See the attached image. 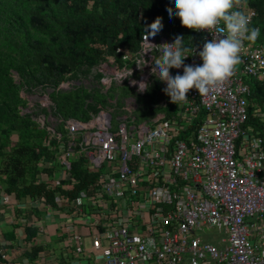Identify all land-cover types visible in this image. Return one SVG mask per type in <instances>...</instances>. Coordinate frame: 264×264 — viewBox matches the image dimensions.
I'll list each match as a JSON object with an SVG mask.
<instances>
[{
    "label": "built area",
    "instance_id": "1",
    "mask_svg": "<svg viewBox=\"0 0 264 264\" xmlns=\"http://www.w3.org/2000/svg\"><path fill=\"white\" fill-rule=\"evenodd\" d=\"M239 10L250 17L249 29L260 32L248 0H242ZM194 33L197 42L189 47L184 65H202L198 53L212 39L207 31ZM177 35L160 31L149 39L162 45L174 43ZM148 50L142 36L136 54L118 47L117 56L109 55L92 69L82 84L96 88L110 105H98L88 120L53 116L47 94L40 96L42 87L33 90L37 103L27 98L21 113H32L46 129L43 145L50 149L37 182L52 187L70 182L64 189H71L77 182L71 159L79 155L87 158L90 173L99 174L88 191L74 198L58 195L56 207L40 201L38 208L44 207L48 220L56 213L66 216L73 257L82 258L70 264H264V135L245 128L252 96L249 81L264 80V44L243 42L241 63L219 91L199 95L192 89L175 112H153L150 124L135 123L137 97L146 91H138L132 81L150 86L152 57L160 55L158 48L151 49L145 64L142 54ZM170 74L182 75L183 67L170 69ZM75 84L65 80L60 88ZM122 87L131 92L120 91ZM157 93L166 104L164 91ZM200 113L203 119L194 124ZM257 116L264 124L263 109ZM212 229L226 235L218 245L204 240ZM3 252L0 259L7 257ZM68 258L64 253L58 260L54 250L42 249L35 264H62Z\"/></svg>",
    "mask_w": 264,
    "mask_h": 264
},
{
    "label": "trees",
    "instance_id": "2",
    "mask_svg": "<svg viewBox=\"0 0 264 264\" xmlns=\"http://www.w3.org/2000/svg\"><path fill=\"white\" fill-rule=\"evenodd\" d=\"M248 1L257 12L260 32L256 41L264 44V0ZM170 7L175 10L174 0H0V184L5 186L7 195L56 207L58 195L74 198L80 191H88L99 174L89 172L88 160L82 155L71 159V173L77 181L71 189L63 188L70 182L54 187L37 182L41 161L50 155V149L43 145L47 131L32 113L22 114L21 107L28 105V96L39 87L52 103V115L64 120H88L90 113L98 111V105L109 106L103 94L96 88L87 89L79 79L87 78L109 55L117 56L118 47L136 54L144 28L157 17H162L166 35L177 33L184 37L185 47L197 42L195 33L182 27L175 14L169 18ZM65 80L76 84L69 89L60 88ZM249 83L252 96L245 128L263 136L264 124L257 112L259 108L264 110V80ZM165 88L158 82L153 98L140 103L139 98L145 97L147 90L138 95L137 104L147 109L156 106L157 112L167 115L175 112L178 104L172 103L165 92L167 103L159 104L157 92ZM120 91L131 92L128 87ZM203 116L200 113L194 124L200 123ZM60 130L64 131V127L60 126ZM56 144L53 141V146ZM35 213L39 218L47 212L43 207ZM26 232L31 242L39 233L37 227L31 226Z\"/></svg>",
    "mask_w": 264,
    "mask_h": 264
},
{
    "label": "clouds",
    "instance_id": "3",
    "mask_svg": "<svg viewBox=\"0 0 264 264\" xmlns=\"http://www.w3.org/2000/svg\"><path fill=\"white\" fill-rule=\"evenodd\" d=\"M174 4L175 10L167 8L169 18L175 14L182 27L194 32L207 31L212 36L210 41L204 42L202 51L198 53L202 65H184L191 49L184 46L182 35H177L174 43L154 45L149 38H154L162 31V17H157L144 28L143 44L149 50L143 52L142 59L146 64L145 54L151 49H159V57H152L151 74L167 85L164 92L171 102L180 104L188 101L187 94L192 89L199 95L219 91L235 75L241 63L243 42H254L259 36V29H249L250 17L239 10L242 0H174ZM181 67L182 75L170 74V69ZM132 84H138L140 92L149 88L143 81H132Z\"/></svg>",
    "mask_w": 264,
    "mask_h": 264
},
{
    "label": "crops",
    "instance_id": "4",
    "mask_svg": "<svg viewBox=\"0 0 264 264\" xmlns=\"http://www.w3.org/2000/svg\"><path fill=\"white\" fill-rule=\"evenodd\" d=\"M138 108L143 107L139 105ZM153 112L151 111V113ZM36 179L38 180V177ZM5 193V186L0 184V252L1 250L4 251L3 253L7 256L6 259H0V264L17 263V261L21 264H35L38 251L42 249L54 250L55 248L56 250L54 252L58 260L62 259L64 253L69 257L62 264H70L76 261L82 262V258L73 257L72 249H70L68 233L65 231V225L67 223L65 222L66 216L56 213L53 219L48 220L46 214H44L39 219L36 213L28 208V204L31 203L29 202V198L21 201L15 199L12 194V200L9 202L10 199H8V202H6V196L9 195ZM60 225L62 226L61 228ZM29 226L37 227L39 231L35 240L32 242L28 240L26 235L27 227ZM10 235L12 237H9ZM204 240L218 243V240L213 241L214 239L210 232L205 236ZM57 262L56 260L54 264H57ZM47 264L52 263L48 262Z\"/></svg>",
    "mask_w": 264,
    "mask_h": 264
},
{
    "label": "rangeland",
    "instance_id": "5",
    "mask_svg": "<svg viewBox=\"0 0 264 264\" xmlns=\"http://www.w3.org/2000/svg\"><path fill=\"white\" fill-rule=\"evenodd\" d=\"M255 41H256V40H255ZM80 76H82V75L80 74ZM82 77H83V78H80L79 81L86 82L85 80H88V77H87V78H85V76H82ZM158 82H159L158 77L153 76L152 79H151V83H152V84H151V86L148 88V91H147L145 97H143V98H142V97L139 98V101H140L141 104H146L149 100H151V99L153 98V96H154V91H155V87H156V85L158 84ZM46 92H47V91H46ZM157 94H158V93H157ZM157 94H156L155 102H157V101L159 100V99L157 98ZM44 95H46L45 92L40 93V96H44ZM97 97H98V96H97ZM28 98L31 99V103H37V102H38L37 99H36V97H34L33 95L28 96ZM159 102H161V104H162V103L165 102V100L162 99V100H159ZM150 104H151V103H150ZM154 104H155V103H154ZM34 107H36L35 104H34ZM155 112H156V111H154V113H155ZM152 115H153V113H151L150 110H148V109H143V108H138V109L135 110L134 113H133V116L136 118V119H135V123H139V122H142V121H149V124H150V123H151L150 120H151ZM116 127H117V122L114 120V121H113V129H116ZM58 146H59V143L57 142L56 147H58ZM8 199H10L9 202L12 200V198L9 197V198L6 199L7 202H8ZM32 200H33V199H30L29 202H31V203L28 204V208H29V210L32 209L33 212H36L37 209H38V207H39V205H40V201L37 200V201H33V202H32ZM12 202H13V201H12ZM43 215H44V214H43ZM36 216H37V215H36ZM36 218H37V217H36ZM39 218H41V217H39ZM208 231L210 232L211 236L213 237V239H214L213 241L218 240V243H219L220 240L223 239L224 236H225V234H223V233H219V230H218V229L207 230V232H208ZM218 243L216 242L215 244L218 245ZM86 246H87V247L90 246L89 241H87ZM54 250H56V248H55ZM21 262H22V260H21Z\"/></svg>",
    "mask_w": 264,
    "mask_h": 264
}]
</instances>
